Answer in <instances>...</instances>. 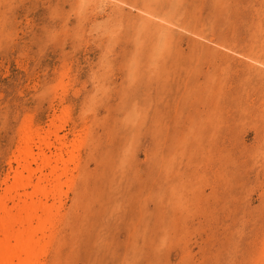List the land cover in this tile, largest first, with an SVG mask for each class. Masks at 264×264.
I'll use <instances>...</instances> for the list:
<instances>
[{"label":"rangeland","instance_id":"1","mask_svg":"<svg viewBox=\"0 0 264 264\" xmlns=\"http://www.w3.org/2000/svg\"><path fill=\"white\" fill-rule=\"evenodd\" d=\"M63 111L36 264H264V0H0V193Z\"/></svg>","mask_w":264,"mask_h":264},{"label":"bare ground","instance_id":"2","mask_svg":"<svg viewBox=\"0 0 264 264\" xmlns=\"http://www.w3.org/2000/svg\"><path fill=\"white\" fill-rule=\"evenodd\" d=\"M64 114L63 111L53 115L48 129H43L44 135L25 129L10 159V170L3 181L5 188L0 193V264H36L43 252L40 248H46L41 238L55 215L57 193L68 192L63 191L66 184L62 179L68 170L69 157H73V153L68 155L65 151L67 134H59L67 122ZM75 144H71L74 147L71 152H75Z\"/></svg>","mask_w":264,"mask_h":264}]
</instances>
